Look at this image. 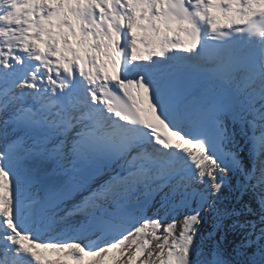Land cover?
I'll use <instances>...</instances> for the list:
<instances>
[{
  "label": "snow or ice",
  "instance_id": "snow-or-ice-1",
  "mask_svg": "<svg viewBox=\"0 0 264 264\" xmlns=\"http://www.w3.org/2000/svg\"><path fill=\"white\" fill-rule=\"evenodd\" d=\"M0 264H264V0H0Z\"/></svg>",
  "mask_w": 264,
  "mask_h": 264
},
{
  "label": "bare ground",
  "instance_id": "bare-ground-1",
  "mask_svg": "<svg viewBox=\"0 0 264 264\" xmlns=\"http://www.w3.org/2000/svg\"><path fill=\"white\" fill-rule=\"evenodd\" d=\"M226 196H227V199L225 200V204H229L230 202H234L232 200V195L228 191H226Z\"/></svg>",
  "mask_w": 264,
  "mask_h": 264
},
{
  "label": "rangeland",
  "instance_id": "rangeland-1",
  "mask_svg": "<svg viewBox=\"0 0 264 264\" xmlns=\"http://www.w3.org/2000/svg\"><path fill=\"white\" fill-rule=\"evenodd\" d=\"M208 227H210V225Z\"/></svg>",
  "mask_w": 264,
  "mask_h": 264
}]
</instances>
